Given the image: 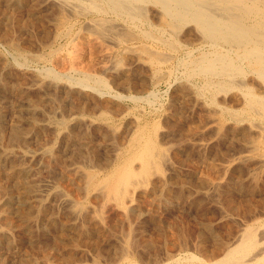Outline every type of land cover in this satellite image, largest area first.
Instances as JSON below:
<instances>
[{"label": "rangeland", "instance_id": "obj_1", "mask_svg": "<svg viewBox=\"0 0 264 264\" xmlns=\"http://www.w3.org/2000/svg\"><path fill=\"white\" fill-rule=\"evenodd\" d=\"M38 1L40 0H20L18 5L16 4L19 6L18 9L15 5L13 7L9 4H0V19L3 18L0 20V102L2 101L0 103V201H8L3 207L1 205L0 210L7 211L11 221L9 224L10 226L14 224L15 227L12 228L14 230L11 238L6 240L8 243L0 241V264H158V262L163 264L165 260L168 264L174 261L182 264H210L207 257L211 250H217L218 247L220 249L226 241L231 242L236 237V232L238 231V234L240 228L252 221L260 227L258 229L261 239L264 235V112L262 109H258V113L251 110L246 98L249 95L248 91L250 95L264 94V75L259 73L257 66L249 62L248 58L246 60L243 56L232 54L239 64H243L240 72L244 73L233 75L234 83L231 88L229 87L230 89L226 88L228 92L223 89L225 92L220 90L217 93L218 89L209 84L208 76L205 77L203 74L198 76L197 73L188 71L187 64L191 60L194 58L196 60V57L199 59L205 53L215 50V47L210 45L211 42L205 41L201 32L195 30L193 25L186 26L180 32L172 30L163 24L162 19L155 13L157 9L150 5L153 9L148 6L146 14L155 26L141 22L137 28L135 25L124 24L123 21L113 20L112 16V20L109 21L116 25V31L110 30V25H106L107 21L105 27L103 24L102 28L105 30L107 28L106 32L113 34L115 31L114 35L121 37V44L115 42L111 36L99 34L100 30L91 23L94 18L92 14L64 15L58 11L60 7L56 1L48 2L49 5H54L53 7L46 4L47 6L42 8L39 7ZM8 14L12 19H9ZM157 20L160 23L156 22ZM140 28L145 30L148 28L151 34L146 35L147 32L144 33L145 30ZM175 33H178V36ZM99 36L102 37L98 38ZM107 39L110 41H106ZM103 48L105 51L110 48L114 53L107 62L105 58L103 59ZM216 49L225 51L228 47L219 45ZM164 53L168 54L167 57ZM35 54L40 55L41 58ZM72 60H75L77 72L70 70V67L74 66ZM105 62L108 69L101 70ZM50 70L58 75L52 74ZM87 72L103 76L107 86L97 87L91 80L89 87L80 84L78 80ZM221 77L225 80L228 76L213 75L210 79L217 82L218 79H222ZM215 82L214 84H217ZM258 86H261V89ZM241 89L242 92H246H244L246 97L244 93H240ZM53 116L57 120H54ZM217 117H219L218 121ZM212 119H214L213 124L210 122ZM259 129L261 132L257 131ZM15 133L17 135L14 136ZM260 133L262 137H259ZM147 143H153L150 147L157 152L155 160L158 163L154 161L150 169L144 171L142 165L146 153L144 147ZM23 150H36L38 154L33 158L35 161L24 160L26 163L32 162L30 164L32 171L27 173L25 184L36 186L42 180L50 178L61 189L66 188L65 191L77 202L75 206L78 210L75 206L72 208L62 206L56 199L58 196H55L44 204L43 214H46L41 223L44 225L34 223L31 224L32 229L28 226L24 231L25 221L28 219L27 215L22 214L25 212L28 214L27 211L34 213L35 207L24 205L22 200H19V196L24 195L22 194L24 188L21 186L23 189L21 187L18 189L14 186V179L9 177L16 163L24 162L19 158ZM129 166L132 168L128 169ZM75 167L85 168L83 170H86L87 176L73 180V175L69 171L72 172ZM116 168L118 171L114 181L119 180L125 172H130L132 169L130 175L133 176H129L128 182L120 186L121 189L126 186L122 189L123 193L121 189L120 193H111V190L106 188L108 185L105 184L98 186L104 190L103 192H100L98 187L95 188L96 185L93 186V182L99 183V180ZM88 171L91 173L89 174ZM88 174L93 178L86 184L84 182H88L85 180L88 179ZM79 180H83L81 182L84 184H80ZM5 190H10V197L9 192ZM133 193L136 203L133 201L132 204L135 205H133L135 210L132 209L133 206L130 207L128 198ZM128 204L132 211L128 208ZM78 205L82 209H79ZM87 205L89 209L85 208ZM74 208L81 214H76ZM99 215L102 216L101 219L103 218L101 223L95 220ZM66 216L68 217L65 218ZM33 233L38 239H33ZM231 235L235 237L231 238ZM263 240H260L259 247L264 246ZM191 256L194 258L189 259L192 258ZM145 260L147 261L144 262Z\"/></svg>", "mask_w": 264, "mask_h": 264}, {"label": "bare ground", "instance_id": "obj_2", "mask_svg": "<svg viewBox=\"0 0 264 264\" xmlns=\"http://www.w3.org/2000/svg\"><path fill=\"white\" fill-rule=\"evenodd\" d=\"M24 1V0H23ZM51 1V0H40L38 1L39 2V7L42 8V7H46L48 4V2ZM56 1L58 4H59V7H60V11L62 14L66 15L68 13H70L71 15H80V14H92L94 16V18L92 19V25H94L97 29L100 30L99 34L100 35H107V36H111L112 39L118 43H120L121 41V37L114 35L115 31V28H116V25H114L111 21L109 20H112L111 19V16L113 17V20H118L119 21H123L124 24H127V25H135L137 26L139 23H144L146 25H149V26H155V24L150 21L151 19L147 16L148 14H146V11L148 8V6H154L157 10L156 15H158L162 21H163V24L165 26H168L170 27L172 30H177L178 32H180L181 29L184 30V28L186 26H189L190 24L194 26L195 30L197 29L199 32H201L203 38L205 41H208V42H211L210 45L214 46L215 47V50L211 51L210 53L203 55L202 57L198 56L199 59H197L196 57V60L194 58V60H191L189 63L187 61V67H188V71L189 73H197L196 75L198 74H203L206 76H208V81H209V84H212L211 86L217 88V93L220 92V90H223V89H226L227 87L229 88L230 86H233V83H234V78H233V75L235 74H241L242 72L241 71V65L243 64H239L232 56V54H235V55H238V56H243L246 58H248L249 62H252L253 64H255L257 66V70L259 71L260 74L264 75V0H54ZM20 0H0V4H9L11 6L15 5L17 7ZM30 3V2H29ZM36 3V2H35ZM51 3V2H50ZM17 4V5H16ZM35 5V4H34ZM3 6V5H2ZM29 6V5H28ZM48 6H54V5H49ZM150 6V7H151ZM14 7V6H13ZM8 8V7H7ZM6 8V9H7ZM152 8V7H151ZM4 9V10H6ZM10 9V8H9ZM12 9V8H11ZM10 9V10H11ZM18 9V8H17ZM153 9V8H152ZM3 11V10H1ZM9 11V10H8ZM45 11V10H44ZM53 11V10H52ZM16 12V11H15ZM150 12V11H148ZM154 12V11H153ZM3 12H1L2 14ZM6 13V11H5ZM9 13V12H8ZM14 13V12H13ZM12 13V14H13ZM42 13V12H41ZM11 14V15H12ZM4 15V14H3ZM9 15V14H8ZM39 15V14H38ZM43 15V14H42ZM63 15V16H64ZM91 15V16H92ZM148 17H146V16ZM155 16V15H154ZM47 17V15H46ZM144 17V18H143ZM157 17V16H156ZM1 18V17H0ZM5 18V17H4ZM12 19V16L9 15V19ZM14 18V16H13ZM35 18V17H34ZM42 18V17H41ZM69 18V17H67ZM72 18V17H71ZM73 18H75V16H73ZM143 18V19H142ZM159 18V19H160ZM3 19V18H2ZM0 19V20H2ZM63 19V18H62ZM66 19V18H65ZM70 19V18H69ZM91 19V18H90ZM149 19V20H148ZM154 19V18H153ZM158 19V18H157ZM43 20V19H42ZM67 20V19H66ZM12 21V20H11ZM14 21V20H13ZM12 21V22H13ZM108 22L106 23V25H110V30H115L113 34H110L108 32H106L105 29H103V24H104V27H105V22ZM6 22V21H5ZM8 22V21H7ZM16 22V21H15ZM20 22V21H19ZM30 22V21H29ZM38 22V20H37ZM67 21H65L66 23ZM74 22V21H73ZM114 22V21H113ZM156 22H159L158 20ZM21 23V22H20ZM63 23H64V20H63ZM87 23V22H86ZM89 23V22H88ZM160 23V22H159ZM13 24V23H12ZM16 24V23H15ZM52 24V23H51ZM143 24V26H145ZM6 25V24H5ZM11 25V24H10ZM73 25V23H72ZM120 25V24H119ZM7 26H9V24H7ZM5 26V27H7ZM13 26V25H11ZM20 26V25H19ZM27 26V25H26ZM158 26V25H157ZM162 26V25H161ZM14 27V26H13ZM88 27V26H87ZM94 27V28H95ZM108 27V26H106ZM119 27V26H118ZM130 27V26H129ZM141 27V26H140ZM164 27V26H162ZM20 28V27H19ZM72 28V27H71ZM93 28V27H92ZM91 28V29H92ZM95 28V29H96ZM138 28V26H137ZM151 28V27H150ZM192 28V29H194ZM11 29V28H10ZM21 29V28H20ZM19 29V30H20ZM24 29V28H23ZM22 29V30H23ZM84 29V28H83ZM89 29V28H87ZM124 28H122L123 30ZM141 29V28H140ZM156 29V27H155ZM141 30H145L144 29H141ZM159 30V28H158ZM164 30V29H163ZM127 31V30H126ZM72 32V31H71ZM93 32V31H92ZM144 32V31H143ZM147 32V33H146ZM171 32V31H170ZM174 32V31H173ZM185 32V31H184ZM69 33V32H68ZM95 33V32H94ZM119 33V32H118ZM124 33V32H123ZM128 33V31H127ZM146 35L148 34H151L150 31L148 30V28H146L145 32ZM78 34V33H77ZM76 34V35H77ZM109 34V35H108ZM176 34V33H175ZM98 35V34H97ZM144 35V34H143ZM171 35V34H170ZM174 35V33H173ZM178 36V33L176 34ZM176 36V38H177ZM4 37V35H3ZM97 37V36H96ZM102 37V36H101ZM100 36L98 38H101ZM131 37V36H130ZM94 38V37H93ZM97 38V39H98ZM104 38V37H103ZM105 38H107L105 36ZM104 38V39H105ZM159 38V37H158ZM163 38V37H162ZM103 39V40H104ZM129 39H132V38H129ZM135 39V37L133 38ZM3 40V39H2ZM14 40H16L14 38ZM13 40V42H15ZM102 40V41H103ZM179 40V39H178ZM200 40V39H199ZM5 41V40H4ZM19 41V39H18ZM108 41V39L106 40ZM110 41V40H109ZM108 41V42H109ZM126 41V40H125ZM128 41V40H127ZM164 41V40H163ZM167 42V40H165ZM8 42V41H7ZM11 42V44L13 43ZM72 42V41H71ZM101 42V41H100ZM155 42V41H154ZM170 42V41H169ZM187 42V41H186ZM4 43V42H3ZM22 43V42H21ZM104 43V42H103ZM168 43V42H167ZM171 43V42H170ZM1 44V43H0ZM19 44V43H18ZM111 44V43H110ZM122 44V42H121ZM127 44V43H126ZM133 44V43H132ZM137 44V43H136ZM165 44V43H163ZM172 44V43H171ZM182 44V43H181ZM186 44V43H185ZM209 44V43H208ZM16 45V44H15ZM101 45V44H100ZM106 45V44H105ZM107 45L109 46V43H107ZM115 45V44H114ZM117 45V43H116ZM219 45H222L224 46H227L228 49H226L225 51H219L216 49L217 46ZM63 46V45H62ZM69 46V44H68ZM127 46V45H126ZM134 46V45H132ZM172 46H175L172 44ZM16 47V46H15ZM18 47V46H17ZM26 47V46H25ZM103 47V46H102ZM116 47V46H115ZM135 47V46H134ZM27 48V47H26ZM138 47H136L137 49ZM141 48H143L141 46ZM29 49V48H28ZM108 49V47H107ZM123 49V48H122ZM129 49V48H128ZM134 49V48H133ZM144 49H147L144 47ZM208 49V48H207ZM62 50V49H61ZM135 50V49H134ZM78 51V50H77ZM77 51H74V52H77ZM103 59L105 58V61L107 62L108 60H110L112 58V55H114L113 53V50H104L103 48ZM102 51V52H103ZM130 51V50H129ZM9 52V51H8ZM26 52V51H25ZM70 52H72V50H70ZM101 52V51H100ZM138 52V51H137ZM156 52V51H155ZM11 53V52H10ZM23 53V52H22ZM69 53V52H67ZM129 53V52H128ZM131 53V52H130ZM136 53V52H135ZM142 53V52H141ZM162 53V52H161ZM167 53V52H166ZM186 53V52H185ZM30 55V53H28ZM72 54V53H71ZM160 54V53H159ZM165 54V53H164ZM189 54V53H188ZM13 55V54H12ZM11 55V56H12ZM34 55V54H33ZM139 55V54H138ZM157 55V54H156ZM166 55V54H165ZM168 55V54H167ZM166 55V57H167ZM35 56H40V55H36ZM42 56V55H41ZM102 56V55H101ZM116 56V55H115ZM155 56V55H154ZM172 56V55H171ZM237 56V58H239ZM6 57V56H5ZM14 57V56H13ZM12 57V58H13ZM125 57V56H124ZM158 57V56H157ZM27 58V57H26ZM41 58V57H39ZM38 58V60H40ZM74 58V57H72ZM114 58V56H113ZM122 59V57H120ZM129 58V57H128ZM242 58V57H241ZM44 59V57H43ZM148 59V58H147ZM158 59H160L158 57ZM183 59V58H182ZM240 59V58H239ZM116 60V59H115ZM247 60V59H246ZM4 61V60H3ZM23 61V60H22ZM43 61V60H42ZM54 61V60H53ZM73 61V60H72ZM75 61V60H74ZM73 61V64L75 63ZM113 61V60H112ZM122 61V60H121ZM20 62V61H19ZM103 62V61H102ZM103 64L102 65V69L101 70H107L108 69V65L106 64ZM118 62V61H117ZM141 62V61H140ZM153 62V61H152ZM160 62V61H159ZM166 62V61H165ZM186 62V61H185ZM243 62V61H242ZM36 63V62H35ZM146 63V62H145ZM251 63V64H252ZM24 63H22L23 65ZM27 64V63H26ZM31 64V62H30ZM139 64V63H138ZM154 64V63H153ZM245 64V63H244ZM19 65V64H18ZM17 65V66H18ZM21 65V64H20ZM39 65V64H38ZM69 65L70 62H69ZM68 65V66H69ZM246 65V64H245ZM250 65V63H249ZM20 67V66H19ZM36 67V66H35ZM64 67V66H63ZM70 67V66H69ZM68 67V68H69ZM77 66L74 64V66H71L70 67V70L71 71H78ZM136 67V66H135ZM67 68V69H68ZM115 68V67H114ZM125 68H128V67H125ZM124 68V69H125ZM138 68V67H137ZM150 68V67H149ZM249 68V67H248ZM37 69V68H36ZM91 70V68H89ZM134 69V68H133ZM141 69V68H140ZM40 70V69H39ZM43 70V69H42ZM57 70V69H56ZM127 70V69H126ZM131 70V69H130ZM129 70V71H130ZM142 70V69H141ZM158 70V69H156ZM256 70V69H255ZM256 70V72H257ZM52 71V70H50ZM49 71V72H50ZM70 71V72H71ZM95 71V70H94ZM132 71V70H131ZM252 71H254V69H252ZM2 72V71H1ZM53 72V71H52ZM58 72V71H57ZM96 72V71H95ZM133 72V71H132ZM145 72V71H144ZM156 72V71H155ZM183 72V71H182ZM240 72V73H239ZM79 73V72H78ZM82 73V72H81ZM143 73V71H142ZM170 73V72H169ZM244 73V72H243ZM242 73V74H243ZM249 73V72H248ZM37 74V73H36ZM47 74V73H46ZM54 74V72L52 73ZM65 74V73H64ZM187 74V73H186ZM192 74V75H194ZM256 74V73H255ZM259 74V75H260ZM54 75H58L57 73L54 74ZM69 75V74H68ZM67 75V76H68ZM138 75V74H137ZM184 75V74H183ZM182 75V76H183ZM190 75V74H189ZM213 75H225V76H228L227 79H223V81L219 80L215 83L217 84H214L213 80L210 79L211 76ZM247 75V74H246ZM49 76V75H47ZM51 76V75H50ZM66 76V74H65ZM73 76V75H72ZM191 76V75H190ZM199 76V75H198ZM243 76V75H242ZM257 76V75H256ZM55 77V76H54ZM71 77V76H70ZM107 77V76H106ZM46 78V77H45ZM53 78V77H52ZM56 78V77H55ZM59 78V77H57ZM66 78V77H65ZM188 78V77H187ZM219 78V77H218ZM226 78V77H225ZM236 78V76H235ZM244 78V76H243ZM260 78V76H259ZM262 78V77H261ZM2 79V78H1ZM8 79V78H6ZM129 79V78H128ZM263 79V78H262ZM40 80V79H39ZM70 80V79H69ZM90 80L91 81H94V84H96L97 87H106L107 86V82L105 80V78L99 74H95V73H85L84 76L82 78H80L78 81L80 84H82L83 86H87L89 87V83H90ZM264 80V79H263ZM41 81V80H40ZM237 81V79H236ZM235 81V82H236ZM156 82V81H155ZM38 83V82H37ZM44 83V82H43ZM42 83V84H43ZM58 83V82H57ZM208 83V82H207ZM244 83V81H243ZM260 83V82H258ZM23 84V82H22ZM59 84V83H58ZM69 84V83H68ZM67 84V85H68ZM110 84V83H109ZM207 85V84H206ZM25 86V83L24 85ZM81 86V85H80ZM236 86V85H235ZM1 87V86H0ZM92 87V86H91ZM202 87V86H201ZM245 87V86H244ZM249 87V85H248ZM246 86V89L248 88ZM259 87V86H258ZM261 87V86H260ZM259 87V89H261ZM18 88V87H17ZM30 88V87H29ZM35 88V87H34ZM94 88V87H93ZM112 88V86H111ZM190 88V87H189ZM200 88V87H199ZM231 88V87H230ZM229 88V89H230ZM254 88V87H253ZM263 88V87H262ZM16 89V88H15ZM26 89V88H25ZM37 89V88H36ZM42 89V87H41ZM29 90V89H27ZM40 90V89H39ZM47 90V89H46ZM250 90V89H249ZM258 90V88H257ZM3 91V90H2ZM16 91V90H15ZM100 91V90H99ZM103 91V90H102ZM225 92V90H223ZM227 91V89H226ZM229 91V90H228ZM227 91V92H228ZM21 92V91H20ZM39 93V91H37ZM222 92V91H221ZM242 92V89L240 91V93ZM245 92V91H244ZM242 92V93H244ZM249 92V91H248ZM248 97L245 96V93H244V97H246L248 99V106L249 108H251V110L253 109V111L255 110L256 113H258V109H262L264 112V94H262L263 96H258V95H254L251 93H248ZM252 92V91H251ZM260 92V91H259ZM1 93V92H0ZM3 93V92H2ZM34 93V92H33ZM58 93V92H57ZM149 93V92H148ZM190 93V92H189ZM256 93V92H255ZM264 93V92H263ZM45 94V93H44ZM55 94V93H54ZM77 94V93H76ZM100 94V93H99ZM115 94V93H114ZM112 94V95H114ZM8 95V94H7ZM136 95V94H135ZM153 95V93H152ZM124 96V95H122ZM139 96V95H138ZM146 96H148L146 94ZM150 96V95H149ZM201 96V95H200ZM242 96V95H241ZM10 97V96H9ZM21 97V96H20ZM27 97V96H26ZM32 97V96H31ZM40 97V96H39ZM42 97V96H41ZM117 97V96H116ZM137 97V96H136ZM197 97V96H196ZM199 97V96H198ZM54 98V97H53ZM64 98V97H62ZM70 98V97H69ZM75 98V96H74ZM78 98V97H77ZM80 98V97H79ZM213 98V97H211ZM4 99V97H3ZM6 99V98H5ZM72 99V98H71ZM81 99V98H80ZM83 99V98H82ZM206 99V98H205ZM43 100V99H42ZM41 100V101H42ZM89 100V99H88ZM87 100V101H88ZM78 101V100H77ZM2 102V101H1ZM0 102V103H1ZM35 102V101H34ZM62 102V101H61ZM70 102V101H69ZM11 103V102H10ZM38 103V102H37ZM50 103V102H49ZM81 103V102H80ZM19 104V103H18ZM67 104V103H66ZM69 104V103H68ZM67 104V105H68ZM71 104V103H70ZM78 104V103H77ZM100 104V103H99ZM104 104V103H103ZM48 105V104H47ZM58 105V104H56ZM92 105V104H91ZM243 106V104H242ZM247 106V107H248ZM7 107V106H6ZM5 107V108H6ZM9 107V106H8ZM7 107V108H8ZM19 107V106H18ZM17 107V108H18ZM58 107V106H57ZM62 107H64V105H62ZM68 107V106H67ZM71 107V106H70ZM69 107V108H70ZM227 107V106H226ZM235 107V106H234ZM246 107V105H245ZM6 108V109H7ZM56 108V107H55ZM59 108V107H58ZM66 108V106L64 107ZM82 108V107H81ZM22 109V108H21ZM47 109V107H46ZM52 109V108H51ZM67 109V108H66ZM91 109V108H90ZM243 109V108H242ZM241 111H244L242 110ZM246 109V108H245ZM9 110V109H8ZM110 111V110H109ZM230 111V110H229ZM228 111V112H229ZM236 111V109L234 110ZM249 111V110H248ZM14 112V111H13ZM21 112V111H20ZM48 112V111H47ZM50 112V111H49ZM107 112V111H106ZM239 113V111H237ZM3 113V112H2ZM19 113V112H18ZM17 113V114H18ZM40 113V112H39ZM105 113V112H103ZM102 113V114H103ZM108 113V112H107ZM233 113V112H232ZM231 113V114H232ZM242 113V112H240ZM259 113H261V111H259ZM28 114V113H27ZM81 114V113H80ZM264 114V113H263ZM262 114V115H263ZM7 115V114H6ZM101 115V114H100ZM31 116V115H30ZM65 116V115H64ZM33 117V116H32ZM36 117V116H35ZM44 117V116H42ZM54 117V116H53ZM234 117V116H233ZM15 118V117H14ZM40 118V117H39ZM38 118V119H39ZM213 118V115L212 117ZM217 121L219 120V117H217ZM225 118V117H224ZM237 118V116H236ZM240 118V117H239ZM238 118V119H239ZM19 119V118H18ZM43 119V118H42ZM54 120H57V118L55 119V117L53 118ZM71 119V118H70ZM108 119V118H107ZM105 120V119H104ZM181 120V119H180ZM213 120L212 119L210 122L213 124ZM216 120V118H215ZM225 120V119H224ZM185 121V120H184ZM50 122V121H49ZM54 122V121H53ZM59 122V121H58ZM1 123V122H0ZM7 123V122H6ZM47 123V122H46ZM67 123V122H66ZM209 123V122H208ZM220 123H222V121L220 120ZM236 123V122H235ZM252 123V122H251ZM56 124H60V123H57ZM149 124V123H148ZM5 125V124H4ZM80 125V124H79ZM234 125V124H233ZM242 125V124H241ZM6 126V125H5ZM20 126V125H19ZM18 126V128L20 129V127ZM24 126V125H23ZM31 126V124H30ZM247 126V125H245ZM1 127V126H0ZM22 127V126H21ZM32 127V126H31ZM45 127V126H44ZM222 128V127H221ZM220 128V129H221ZM235 128V127H233ZM250 128V127H249ZM248 128V129H249ZM12 129V128H11ZM16 129V128H15ZM14 129V130H15ZM17 129V130H19ZM56 129V128H55ZM65 129V128H64ZM15 130V131H17ZM33 130V129H32ZM13 131V130H12ZM11 131V132H12ZM20 131V130H19ZM25 131V130H24ZM23 131V132H24ZM29 131V130H28ZM78 131V130H76ZM142 131V130H141ZM243 131V130H242ZM257 131H260L261 132V129L257 130ZM40 132V131H39ZM60 132V131H59ZM68 132V131H67ZM228 132V131H227ZM10 133V132H8ZM6 133V134H8ZM13 133V132H12ZM20 133V132H19ZM18 133V135L20 136V134ZM36 133V132H35ZM38 133V132H37ZM36 133V134H37ZM43 133V132H42ZM65 133V132H64ZM74 133V132H73ZM26 134V133H25ZM34 134V133H33ZM32 134V135H33ZM139 134V133H138ZM144 134V133H143ZM146 134V133H145ZM225 134V133H224ZM232 134V133H231ZM262 133H260L259 137H262L261 136ZM264 134V133H263ZM10 135V134H9ZM17 135L16 133L14 134V136ZM23 135V134H22ZM61 135V134H60ZM142 135V134H141ZM140 135V136H141ZM11 136V135H10ZM69 136V135H68ZM74 136V135H73ZM139 136V135H138ZM254 136V135H253ZM12 137V136H11ZM21 137V136H20ZM256 137V136H255ZM10 138V137H9ZM14 138V137H13ZM12 138V139H13ZM24 138V136H23ZM131 138V137H130ZM137 138V137H136ZM135 138V139H136ZM254 138V137H253ZM7 139V138H6ZM142 139V137H141ZM146 140V138H144ZM188 139V138H187ZM186 139V140H187ZM242 139V138H241ZM256 139H258V137H256ZM255 139V140H256ZM4 140V139H3ZM14 140V139H13ZM79 140V138L77 139ZM144 140V142H145ZM261 140V139H259ZM258 140V141H259ZM264 140V138H263ZM11 141V140H10ZM22 141V140H21ZM76 141V140H74ZM83 141V140H81ZM199 141V140H198ZM7 142V140H6ZM151 142V141H150ZM257 142V141H256ZM31 143V142H30ZM66 143V142H65ZM122 143V142H121ZM138 143V142H137ZM161 143V142H160ZM185 143V142H184ZM196 143H199L196 141ZM10 144V143H9ZM153 144V143H151ZM149 143H147V146H145L144 148L146 149V152L145 153V159H144V162L142 164V166L144 167V171H148L151 167V165L154 163L155 158H156V153L152 147H150ZM155 144V142H154ZM254 144V143H253ZM256 144V143H255ZM3 145V144H2ZM22 145V144H21ZM20 145V147H21ZM29 145V144H28ZM81 145V144H80ZM121 145V144H120ZM143 145V143H142ZM200 145V144H199ZM250 145V144H249ZM257 145V144H256ZM16 146V145H15ZM141 146V145H140ZM156 146V145H154ZM178 146V145H177ZM261 146V145H260ZM23 147V146H22ZM118 147V146H117ZM138 147V146H137ZM158 147V146H157ZM199 147V146H198ZM257 147V146H256ZM25 148V147H23ZM142 148V147H140ZM201 148V147H200ZM253 148V147H252ZM252 148H250L252 150ZM143 149V148H142ZM255 149V148H253ZM9 150V149H7ZM38 150V149H37ZM140 150V149H139ZM158 150V148H157ZM156 150V151H157ZM162 150V148H161ZM260 150V149H259ZM43 151V150H42ZM136 151V149H135ZM38 152V151H37ZM47 152V151H46ZM49 152V151H48ZM140 152V151H139ZM143 152V150H142ZM12 153V152H11ZM85 153V152H84ZM255 153V152H253ZM36 150L35 151H29V150H23L21 152V157L19 158H22L21 160H26V159H33L34 157H36ZM46 154V153H45ZM141 153H139L140 155ZM164 154V153H163ZM12 155V154H11ZM15 155V154H14ZM135 155V154H134ZM138 155V154H137ZM136 155V156H137ZM159 155V154H158ZM157 155V156H158ZM165 155V154H164ZM211 155V154H210ZM49 156V155H48ZM121 156V155H120ZM129 155H127L128 157ZM143 156V154H142ZM167 156V155H166ZM164 156V157H166ZM262 156V155H261ZM264 156V155H263ZM39 157V156H38ZM55 157V156H54ZM58 157V156H57ZM56 157V158H57ZM144 157V156H143ZM259 157V156H258ZM5 158V157H4ZM130 158V157H129ZM139 158V156H138ZM168 158V157H167ZM204 158V157H203ZM50 159V158H49ZM125 159V158H124ZM163 159V157H162ZM165 159V158H164ZM202 159V158H201ZM261 159V158H260ZM15 160V159H14ZM34 160V159H33ZM51 160V159H50ZM59 160V159H58ZM126 160V159H125ZM129 160V159H128ZM132 160V159H131ZM262 160V159H261ZM10 161V160H9ZM35 161V160H34ZM260 162V161H259ZM32 163V162H31ZM31 163H26L25 161L24 162H18V164L16 163V165L13 167V171H11V175L9 176L10 178H13L14 179V186H16L18 189L23 186L24 188V192L22 194V196H19V200L24 203V205H28L29 206H34L35 207V210L34 213L32 212H28V214H22V215H27V219L25 222L28 223L26 224L25 223V227L26 229L24 228V231L27 230L28 226L32 229L33 227H31V224H34L36 223V225L39 223V225H44V224H41L42 221H43V218L45 217L44 215L46 214H43V207L45 206V202L48 200V199H52L53 197H57V201L58 203H60L62 206H66V207H74L76 205V201L71 198L69 196V193H67L64 189H61L53 180H51L50 178H46L44 180H42V182L36 186H34V184H30L28 183V185H26L25 181L27 180V173L31 172L32 171V167H31ZM111 163V162H110ZM125 163V162H124ZM134 163V162H133ZM156 163H158L156 161ZM264 163V162H263ZM160 164V163H159ZM2 165V163H1ZM49 165V164H48ZM121 165V164H120ZM141 165V164H140ZM139 165V166H140ZM264 165V164H263ZM11 166V165H10ZM8 166V167H10ZM35 166V165H34ZM33 166V167H34ZM126 167V165H124ZM128 166V164H127ZM133 166V164H132ZM161 166V165H160ZM74 167V166H73ZM123 167V166H121ZM131 166L128 167V169L130 168ZM138 167V166H136ZM159 167V166H158ZM213 167V166H212ZM132 168V167H131ZM210 168V167H209ZM226 168V167H225ZM229 168V167H228ZM36 169V168H35ZM50 169V168H49ZM85 169V168H83ZM83 169L80 168H73V171H69L70 174L73 175V180L74 179H77L78 177H82L84 175L87 176V172H85ZM122 169V168H121ZM127 169V170H128ZM141 169V168H140ZM259 169V168H258ZM264 169V168H263ZM6 170V169H5ZM120 170V169H119ZM124 170V168H123ZM121 170V171H123ZM142 170V169H141ZM160 170H161V167H160ZM51 171V170H50ZM117 171L118 169L116 168L115 170H113L111 173H109L108 175H103L105 178H103L102 180H99L100 182L98 183L97 181V184L96 182L92 183L93 186L96 185L95 188H97L100 184H105L106 186L108 185V189L111 190V193H120V186L121 184L123 183L125 185V182L127 181L128 178H130L129 176H133L130 175L132 173V169L130 172H125L123 174V176H121V178L119 180H115L114 181V178L117 176ZM126 171V170H125ZM158 171V170H157ZM68 172V171H67ZM89 172V171H88ZM137 172V171H136ZM151 172V171H150ZM154 172V171H153ZM91 172H89L90 174ZM122 173V172H121ZM120 173V175H121ZM139 173V172H138ZM146 173V172H144ZM2 174V173H1ZM8 174V173H7ZM65 174V173H64ZM88 174V179H85L86 181L88 180V182H84V183H89L90 181H92V178L93 176L92 175H89ZM93 174H95L93 172ZM141 174V173H140ZM150 174V173H149ZM166 174V173H165ZM256 174V173H255ZM96 175V174H95ZM148 175V174H147ZM1 176V175H0ZM154 176V175H153ZM163 176V175H162ZM169 176V175H168ZM5 177V176H4ZM99 177V176H98ZM120 177V176H119ZM117 177V178H119ZM135 177V176H134ZM132 177V178H134ZM138 177V176H136ZM7 178V177H6ZM72 178V177H71ZM96 178V177H95ZM101 178V177H100ZM146 178V177H145ZM70 179V178H68ZM138 179V178H137ZM152 179V178H151ZM170 179V178H169ZM196 179V178H195ZM5 180V179H3ZM31 180V179H30ZM136 180V179H135ZM153 180V179H152ZM157 180V179H156ZM188 180V179H187ZM205 180V179H204ZM80 182L83 180H79ZM78 181V182H79ZM146 181V180H145ZM144 181V182H145ZM210 181V180H209ZM11 182V181H10ZM32 182V181H31ZM72 182V181H71ZM80 183V184H84V183ZM128 182V181H127ZM131 182V180L129 181ZM143 182V181H142ZM143 182V183H144ZM147 182V181H146ZM152 182V181H150ZM157 182V181H156ZM208 182V180H207ZM8 183V182H7ZM33 183V182H32ZM35 183V182H34ZM77 183V182H76ZM135 183H138V182H135ZM164 183V182H163ZM163 183H159V184H163ZM231 183V182H230ZM10 184V183H9ZM30 184V185H29ZM74 184V183H73ZM78 184V183H77ZM152 184V183H151ZM180 184V183H179ZM182 184V183H181ZM199 184V183H198ZM1 185V184H0ZM13 185V184H12ZM79 185V184H78ZM138 185V184H137ZM149 185V184H148ZM154 185V184H152ZM185 185V184H184ZM5 188H6V185L4 184ZM92 186V185H91ZM90 186V187H91ZM103 186V185H102ZM101 186V187H102ZM139 186H142V185H139ZM145 186H146V183H145ZM163 186V185H162ZM201 186V185H200ZM10 187V185H9ZM12 187V186H11ZM84 187V186H83ZM126 187V186H125ZM124 187V188H125ZM13 188V187H12ZM21 187V189H23ZM94 188V191L96 190ZM105 188V187H104ZM105 188V189H106ZM122 188V189H124ZM141 188V187H140ZM147 188V187H146ZM150 188V187H149ZM204 188V186H203ZM16 189V188H15ZM82 189V188H80ZM98 189L100 190V192L104 191L102 188H99ZM122 189H121V192H122ZM131 189V188H130ZM134 189V188H133ZM152 189V188H151ZM1 190V189H0ZM11 190H14V189H11ZM88 190V189H87ZM92 190V189H91ZM137 190V189H136ZM139 190V189H138ZM146 190V189H144ZM5 191H10V190H5ZM18 191V190H17ZM113 191V192H112ZM126 192V189L124 190ZM1 192V191H0ZM88 192V191H87ZM91 192V191H90ZM108 192V191H107ZM106 192V193H107ZM110 192V191H109ZM134 192V191H133ZM137 192V191H136ZM159 192V191H158ZM7 193V192H6ZM96 193V192H95ZM105 193V192H104ZM123 193V192H122ZM9 194V197L11 196L10 195V192L8 193ZM6 194V195H8ZM16 194V193H15ZM110 194V193H109ZM136 194V193H135ZM106 195V194H104ZM123 195V194H122ZM88 196V195H87ZM101 196V195H100ZM125 196V195H124ZM128 196V195H127ZM126 196V197H127ZM162 196V195H161ZM5 197V196H4ZM86 197V196H85ZM102 197V196H101ZM115 197V196H114ZM120 197V196H118ZM117 197V199H118ZM123 197V196H122ZM8 198V197H7ZM78 198V197H77ZM113 198V197H111ZM116 198V197H115ZM129 204H131L130 207H132L134 204L132 203H136V201H134V193L133 194H130L129 195ZM136 198V197H135ZM200 198V197H198ZM203 198V197H202ZM5 199V198H4ZM79 199V198H78ZM137 199V198H136ZM204 199V198H203ZM8 200V199H7ZM108 200V199H107ZM105 200V201H107ZM231 200V199H230ZM11 201V200H10ZM19 201V202H20ZM117 201V200H116ZM123 201V200H122ZM134 201V202H133ZM52 202V201H51ZM54 202H55V198H54ZM108 202V201H107ZM2 203V204H1ZM8 201H0V208H2L5 204H7ZM23 203H20V204H23ZM56 203V202H55ZM125 204V202H123ZM127 203V201H126ZM138 203V202H137ZM106 204V202H105ZM129 204H128V208H129ZM141 204V203H140ZM2 205V207H1ZM54 205V204H53ZM58 205V204H57ZM84 205V204H82ZM107 205V204H106ZM115 205V204H114ZM126 205V204H125ZM124 205V207H125ZM137 205V204H136ZM238 205V204H237ZM8 206V205H7ZM10 206V205H9ZM79 206V205H78ZM116 206V205H115ZM121 206V205H120ZM135 206V205H134ZM134 206L132 207V209H134ZM76 209H77V206H75ZM105 207V206H104ZM13 208L15 209V207L13 206ZM21 208V207H20ZM33 208V207H32ZM81 207L79 206V209ZM84 208V207H83ZM85 208H88V205L85 207ZM118 208V207H117ZM126 208V207H125ZM127 208V209H128ZM6 209V208H5ZM18 209V208H17ZM75 208V213L76 214H81L79 211H77ZM82 209V208H81ZM89 209V208H88ZM112 209V208H111ZM126 209V210H127ZM130 209V208H129ZM128 209V210H129ZM21 210V209H20ZM60 210V209H59ZM65 210V209H64ZM110 210V209H109ZM124 210V209H123ZM131 210V209H130ZM129 210V211H130ZM135 210V209H134ZM50 211V210H49ZM97 211V210H96ZM100 211V210H99ZM103 211V210H102ZM125 211V210H124ZM132 211V210H131ZM137 211V210H136ZM51 212V211H50ZM53 212V211H52ZM51 212V213H52ZM60 212V211H59ZM65 212V211H64ZM16 213V212H15ZM61 213V212H60ZM74 213V212H73ZM72 213V214H73ZM105 213V212H104ZM110 213V211H109ZM136 213V212H135ZM258 213V212H257ZM21 214V213H19ZM54 214V213H53ZM56 214V213H55ZM94 214V213H93ZM92 214V215H93ZM50 215V214H49ZM69 215V214H68ZM75 215V214H74ZM112 215V214H111ZM115 215V214H114ZM256 215V214H255ZM262 215V214H261ZM21 216V215H20ZM55 216V215H54ZM95 216V215H94ZM93 216V217H94ZM101 215L99 216H96L95 217V220L96 222L98 223H101L102 222V219L100 217ZM253 216V215H252ZM259 216V215H258ZM258 216H255V217H258ZM68 216H66L65 218H67ZM80 217V216H79ZM84 217V216H83ZM14 218V217H13ZM18 218V217H17ZM25 218V217H23ZM63 218V217H62ZM90 218V217H89ZM104 218H106L104 216ZM252 218V217H251ZM56 219V216L55 218ZM54 219H51V220H54ZM59 219V218H58ZM74 219L78 220L77 218L74 217ZM73 219V220H74ZM87 219V217L85 218ZM107 219V218H106ZM110 219V218H109ZM255 220V218H253ZM259 220L261 218H258ZM12 220V219H11ZM72 220V219H71ZM105 220V219H104ZM257 220V219H256ZM9 221H10V218H9V215L7 214V211L6 210H3L2 211L0 210V241H6L7 239H10L11 237V234H12V228H15L14 227V224H12V226H10L9 224ZM22 221V220H21ZM57 221V220H55ZM61 221V220H60ZM62 221H64L62 219ZM91 221V220H90ZM93 221V220H92ZM213 221V220H212ZM11 222V221H10ZM13 222V221H12ZM82 222V221H81ZM247 222V221H246ZM258 222V221H257ZM262 222V221H261ZM8 223V224H7ZM23 223V222H22ZM22 223H18V224H22ZM64 223H66V221H64ZM75 223V221H74ZM77 223V222H76ZM245 223V222H244ZM248 223V222H247ZM83 224V222H82ZM86 224V223H85ZM84 224V225H85ZM91 224V223H90ZM207 224V222H206ZM212 224V223H211ZM263 224V223H262ZM17 225V224H16ZM35 225V226H36ZM65 225V224H64ZM63 225V226H64ZM78 225V224H77ZM83 225V226H84ZM103 225V224H102ZM114 225V224H113ZM244 225V224H243ZM20 226V225H19ZM23 226V227H24ZM79 226V225H78ZM258 225L256 224L255 221H252L251 223H248L245 227L241 226L242 228H240V231L239 233L237 234L236 232V237L234 235H231V238L232 236H234L235 238L232 239L231 242H227L226 243H223L222 246H220L221 248L219 249V247L217 248V250H211V253L208 255L207 257V260L210 264H264V246H260L259 247V243L261 242L260 240L261 239H264L262 235V238L259 239V229L260 227H257ZM261 226V225H260ZM18 227V226H17ZM62 227V226H61ZM90 227V226H89ZM102 227V226H101ZM211 227V226H210ZM264 227V226H263ZM261 227V228H263ZM208 228V227H207ZM22 229V228H21ZM31 229H28L31 230ZM36 229V228H35ZM34 229V230H35ZM101 229V228H100ZM33 230V232H34ZM74 230V228H73ZM22 231V230H21ZM39 231V230H38ZM43 231L45 232V227L43 226ZM41 231V232H43ZM85 231V230H84ZM88 231V229H87ZM108 231V229H107ZM110 231V230H109ZM264 231V230H263ZM32 232V231H31ZM43 232V233H44ZM64 233V231H62ZM106 232V231H105ZM29 233V232H28ZM36 233V231H35ZM35 233H33V239L34 238H37L35 237ZM40 233V231H39ZM65 233H69V231H65ZM71 233V232H70ZM75 233V232H74ZM215 233V232H213ZM233 233V232H232ZM32 233H30L31 235ZM38 234V233H37ZM80 234V233H79ZM107 234V233H106ZM17 235V234H16ZM28 235V234H27ZM39 235V234H38ZM98 235V233H97ZM108 235V234H107ZM23 236V235H20V237ZM42 236V235H41ZM62 236V235H61ZM78 236V235H77ZM104 236V235H103ZM25 237V236H24ZM74 237V236H73ZM83 237V236H82ZM115 237V236H114ZM207 237V236H206ZM216 237V236H215ZM261 237V236H260ZM32 238V237H31ZM30 238V239H31ZM54 238V237H53ZM79 238V237H77ZM111 238V237H110ZM217 238V237H216ZM38 239V238H37ZM80 239V238H79ZM83 239V238H82ZM127 239V238H126ZM61 240V239H60ZM91 240V239H90ZM119 240V239H118ZM219 240V239H218ZM221 240V239H220ZM10 241V240H9ZM23 241V240H22ZM56 241V240H54ZM7 242V241H6ZM45 242V240H44ZM48 242V241H47ZM129 242H132V241H129ZM264 242V240H263ZM8 243V242H7ZM60 244V243H59ZM220 244V243H219ZM226 244V245H225ZM3 245V244H2ZM7 245V244H6ZM39 245V244H38ZM51 245V244H50ZM49 245V246H50ZM68 245V244H67ZM73 245V244H72ZM76 245V244H75ZM263 245V244H262ZM26 246V245H24ZM47 246V245H46ZM1 247V246H0ZM34 247V246H33ZM48 247V246H47ZM55 247V246H54ZM76 247V246H75ZM80 247V246H79ZM124 247V246H123ZM126 247V246H125ZM25 248V247H24ZM27 248V247H26ZM64 248V247H63ZM96 248V247H95ZM12 249V248H11ZM38 251H39V248H37ZM51 249V247H50ZM61 249V248H60ZM73 249V248H72ZM183 249V248H182ZM208 249V248H207ZM34 250V249H33ZM49 250V249H48ZM206 250V249H205ZM70 251V250H68ZM124 251V250H123ZM126 251V250H125ZM48 253V252H47ZM128 253V252H127ZM139 253V252H138ZM121 254V253H120ZM194 254V253H193ZM6 255V254H5ZM47 255V254H46ZM50 255V254H49ZM73 255V254H72ZM123 255V254H122ZM191 255V254H189ZM199 255V254H198ZM171 256V255H170ZM173 256V255H172ZM38 257V256H37ZM128 257V256H126ZM192 257V256H191ZM206 257V256H205ZM204 257V258H205ZM13 258V257H12ZM29 258V257H27ZM34 258V257H32ZM68 258V257H67ZM69 258H72V257H69ZM122 258V257H121ZM172 257H170L171 259ZM194 256L192 258L189 257V259H193ZM45 259V258H44ZM50 259V258H49ZM64 259V258H63ZM124 259V258H123ZM126 259V258H125ZM155 259V257H154ZM169 259V260H170ZM202 259V258H201ZM1 260V259H0ZM20 260V259H19ZM23 260V259H22ZM67 260V259H66ZM79 260V259H78ZM77 260V261H78ZM120 260V259H119ZM118 260V261H119ZM197 260H199L197 258ZM69 261V260H68ZM67 261V262H68ZM80 261V260H79ZM82 261V260H81ZM85 261V260H84ZM100 261V260H99ZM147 260H145L144 262H146ZM160 261V260H159ZM163 261V260H162ZM161 261V262H162ZM166 261V260H165ZM164 261L163 264H168ZM172 261V260H171ZM181 261V260H180ZM186 261V259H185ZM26 262V261H25ZM28 262V261H27ZM72 262V261H71ZM83 262V261H82ZM81 262V263H82ZM95 262V261H94ZM127 262V261H126ZM158 262V261H157ZM182 262V261H181ZM200 262V261H199ZM4 263V262H3ZM24 263V262H23ZM30 263V261L28 262ZM70 263V262H68ZM192 263V262H191ZM203 263V262H202ZM9 264V263H8ZM79 264V263H78ZM97 264V263H96ZM113 264V263H112ZM125 264V263H124ZM154 264V263H153ZM156 264V263H155ZM159 264V262H158ZM171 264H182L180 263L179 261H174V262H171ZM186 264V263H185ZM190 264V263H189ZM195 264V263H194Z\"/></svg>", "mask_w": 264, "mask_h": 264}]
</instances>
